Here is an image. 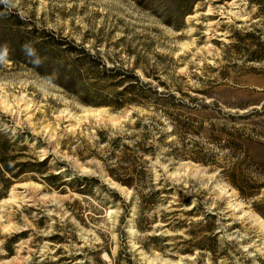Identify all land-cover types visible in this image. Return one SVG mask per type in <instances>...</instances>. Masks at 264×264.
<instances>
[{"label": "rangeland", "instance_id": "374dc122", "mask_svg": "<svg viewBox=\"0 0 264 264\" xmlns=\"http://www.w3.org/2000/svg\"><path fill=\"white\" fill-rule=\"evenodd\" d=\"M252 3L198 0L177 28L166 24L173 0L0 3V130L27 147L19 162L48 158L65 177L95 180L85 195L51 190L40 175L12 185L0 199V264H264V220L255 212L264 204V15ZM70 47L175 95L173 104L206 129L184 150L195 142L207 164L166 159L160 147L143 167L148 187L164 192L141 206L107 175L113 163L99 141L132 135L135 116L160 118L140 107L85 106L47 80L45 57L69 63ZM85 78L92 93L121 90L117 80ZM234 164L261 187L253 200L227 183Z\"/></svg>", "mask_w": 264, "mask_h": 264}, {"label": "trees", "instance_id": "16d2710c", "mask_svg": "<svg viewBox=\"0 0 264 264\" xmlns=\"http://www.w3.org/2000/svg\"><path fill=\"white\" fill-rule=\"evenodd\" d=\"M177 5L175 14H170L171 21L169 26L179 27L181 22L191 15L194 5L198 0H173ZM252 5L257 9V15H264V0H252ZM258 33V32H255ZM255 35V34H254ZM259 39V38H258ZM264 49V43L261 45ZM68 54L71 59L69 63H54L47 58L43 63L46 77L51 83L63 89L65 93L78 96L81 104L92 107H107L111 111H120L129 107H140L151 110L155 117L138 118L135 116V123L132 126L134 133L123 137L117 136L113 140H100L108 146V161L113 163L106 168L107 175L120 186L134 192L141 206L154 204L155 200L163 194V190L152 191L154 187L150 185L146 171L143 167L146 156L154 159L160 147L168 150L163 157L171 160H191L202 165L207 164V155L203 154L201 148L194 142L195 149L184 150V140L187 137L200 138L206 129L201 122H197L188 116L181 106L173 104L176 102L175 95L171 93H158L147 85H144L139 78L132 72L122 71L123 75L117 74V69L107 68L101 60L90 56L85 50L77 47H70ZM264 59V57H262ZM93 78L98 81H112L114 87H120V91H114L107 95H98L85 88V77ZM98 75V77H97ZM97 86V85H96ZM78 98V97H77ZM196 124V125H195ZM170 127L168 133H161L166 127ZM157 135V139L155 137ZM173 138L169 144L165 141ZM23 142L16 138L9 139L0 130V199L4 198L12 185L21 180L30 179L36 181L33 175L42 176L45 185L60 193L70 190L78 195L90 193L95 183L94 179L65 177V172L56 171L57 166L48 165V158L42 162H19L21 153L27 147H19ZM239 150L245 156V162L250 160V155L243 144L238 145ZM232 154L236 151L233 146L227 147ZM106 163V161H105ZM243 165L234 164L223 174L227 183L233 187L241 197L253 200L261 187L256 186L247 168ZM112 167V169H110ZM32 174L31 176H27ZM148 192V193H145ZM255 212L264 220V204L255 208ZM142 231L140 227H137ZM156 240V239H155Z\"/></svg>", "mask_w": 264, "mask_h": 264}, {"label": "clouds", "instance_id": "9594fccd", "mask_svg": "<svg viewBox=\"0 0 264 264\" xmlns=\"http://www.w3.org/2000/svg\"><path fill=\"white\" fill-rule=\"evenodd\" d=\"M0 3H5V4H10L11 3V0H0ZM24 49H29L31 52H35V50L34 49H32L31 47H30V45H24ZM6 59H7V48H4V51H3V54L2 55H0V63H3V62H5L6 61Z\"/></svg>", "mask_w": 264, "mask_h": 264}]
</instances>
